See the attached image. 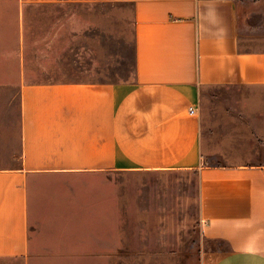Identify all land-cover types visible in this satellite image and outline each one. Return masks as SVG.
I'll list each match as a JSON object with an SVG mask.
<instances>
[{"label": "crops", "instance_id": "0c3cea01", "mask_svg": "<svg viewBox=\"0 0 264 264\" xmlns=\"http://www.w3.org/2000/svg\"><path fill=\"white\" fill-rule=\"evenodd\" d=\"M11 6L18 111L0 126V147L11 152L0 166V264H112L33 255L114 249L113 227L64 224L83 217L87 188L85 216L97 222L108 217L104 175L169 171L197 172L206 235L230 246L212 264H264V0ZM213 87L252 90L242 112L217 119V135L208 126L204 134L199 110Z\"/></svg>", "mask_w": 264, "mask_h": 264}, {"label": "rangeland", "instance_id": "374dc122", "mask_svg": "<svg viewBox=\"0 0 264 264\" xmlns=\"http://www.w3.org/2000/svg\"><path fill=\"white\" fill-rule=\"evenodd\" d=\"M16 1L0 0V116L2 117L0 121L3 122L0 126L4 125L5 128L14 124L18 111V90L15 87V79L19 63L14 47V6H11ZM122 52L125 53L122 59L124 67L128 65L130 70V57H126L130 50L125 49ZM251 92L252 90L245 87H213L202 91L199 110L204 131L208 126L209 132L215 131L217 135L218 130L222 129L217 119L223 120V114L242 112L245 108L242 100ZM261 92L264 95V90ZM261 138L259 139L263 147L261 161L264 162V122ZM10 156L11 152L8 148L0 147V166L9 165ZM58 186H50L49 189L58 193L62 190ZM79 188L82 189L79 186H72V190ZM80 189L78 194L81 193ZM103 197L105 200L101 204V210L102 213H108V217H102L100 220L97 217V222H94V218L91 221L85 216L89 211L85 205H90L94 199V196L90 198V191L87 188V202L84 207L80 206L79 216L83 217L64 224L76 225L79 221V224L83 225L113 227L114 249L110 244H105L102 249L70 248L65 252L40 248L34 251L33 256L38 258L56 257L62 254L71 257L103 256L104 261H107V258L113 259L112 264H212L230 251L226 241L208 238L203 228L196 171L104 175L101 199ZM73 206L79 205L71 203L70 212L76 214L73 213L76 211ZM59 224L61 222L56 225ZM52 225L55 224L50 223L46 226L52 227ZM106 237L107 235H104V240Z\"/></svg>", "mask_w": 264, "mask_h": 264}, {"label": "built area", "instance_id": "2783aa9c", "mask_svg": "<svg viewBox=\"0 0 264 264\" xmlns=\"http://www.w3.org/2000/svg\"><path fill=\"white\" fill-rule=\"evenodd\" d=\"M190 112H191V113H193V112H194V110H193V109H190Z\"/></svg>", "mask_w": 264, "mask_h": 264}]
</instances>
